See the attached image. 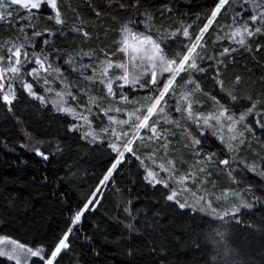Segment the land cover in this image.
I'll list each match as a JSON object with an SVG mask.
<instances>
[{
  "label": "snow or ice",
  "instance_id": "obj_1",
  "mask_svg": "<svg viewBox=\"0 0 264 264\" xmlns=\"http://www.w3.org/2000/svg\"><path fill=\"white\" fill-rule=\"evenodd\" d=\"M84 10L91 19L69 0H0V111L22 132L18 147L66 165L83 148L106 160L58 230L29 241L0 228V264H64L77 252L75 264H98L99 236L128 264L142 251L128 241L141 235L147 255L162 257L167 246L157 245L131 198L113 199L122 192L116 178L132 166L164 190L169 207L200 221L188 241L196 253L211 251L215 260L205 255L204 264H237L232 226L245 223L264 237V215L240 218L264 209V0H208L191 21L176 14V0L155 10L150 0H85ZM237 57L261 71H237ZM25 103L53 114L62 134L25 127L17 116ZM0 150L16 147L2 138ZM74 176L68 165L52 182ZM49 182L33 176L28 186ZM20 183L0 178L5 211L20 210L23 198L7 191ZM49 195L59 199L55 189ZM110 202L115 234L98 228L81 240L78 226ZM152 226L159 227L155 218Z\"/></svg>",
  "mask_w": 264,
  "mask_h": 264
},
{
  "label": "trees",
  "instance_id": "obj_2",
  "mask_svg": "<svg viewBox=\"0 0 264 264\" xmlns=\"http://www.w3.org/2000/svg\"><path fill=\"white\" fill-rule=\"evenodd\" d=\"M73 6L81 9V14L85 19H91L90 14L84 10L85 0H69ZM153 10L163 7L164 0H150ZM208 0H176L177 15L185 21L195 20L198 13L204 10ZM56 43L60 47H66L70 41L65 42L57 39ZM245 65L253 71L259 72L260 68L253 66L252 62L245 57H237L236 70L241 71ZM17 116L24 122V126L35 133L46 135L55 139L58 130L62 134L63 129L59 127V122L55 120L53 114L46 109L32 107L30 104L18 106ZM7 138L8 142L16 147V152L0 150V178L16 176L21 178V183L10 186L8 192L15 198L22 197L23 202L19 211L11 208L4 210V202L0 199V228L11 233L14 237H22L29 241L40 239L50 235L53 231L63 226L64 220L68 217L69 209L75 207L79 198V189H86L98 175L106 160L100 152H90L87 148L78 149L79 155L68 159V165H73L75 176L67 183H53L58 177L64 176L68 170V165L63 159L56 157L50 161H43L32 153L18 147L23 142V135L15 125L14 120L3 119L0 111V139ZM67 159V158H65ZM27 161L25 165L23 162ZM71 175V173H70ZM49 177L48 186L36 184L28 186L32 177ZM118 187L122 190L113 197L117 203L131 198L135 210L138 212L140 222L146 219L148 231L157 245H166L164 255L149 257L148 248L145 247L147 237L141 235L129 240L128 243L138 247L142 251L136 256V264H204L205 255L210 260H215L211 251L196 253L189 247L188 236L195 221L191 218L193 213L189 210H181L177 206L169 207L163 200V189L159 186L153 189L145 184L135 166L126 169L125 172L116 178ZM79 186V188L77 187ZM55 189L56 196H50V192ZM131 189L129 192L128 190ZM8 212H12L11 215ZM109 213L115 215L112 203L105 204L98 212L88 215L79 225L78 235L81 240L85 235L93 236L100 230H107L110 235H114L116 228L110 227ZM184 213H187L185 215ZM264 215V209L256 210L253 213L242 212L241 219L250 223L253 219L259 220ZM159 223L155 230L152 226L153 219ZM209 226H205L206 230ZM210 227H219L221 231H228V227L222 221H212ZM233 241L234 258L237 264H264V237L259 233H253L245 227V223L233 225L231 228ZM98 241L103 244V252L98 258V264H128L123 255H118L112 243H104V237L99 236ZM213 247H215L213 245ZM170 250V251H169ZM122 251V250H120ZM79 252L69 253L64 264H75L78 260ZM0 260H3L0 258Z\"/></svg>",
  "mask_w": 264,
  "mask_h": 264
},
{
  "label": "rangeland",
  "instance_id": "obj_3",
  "mask_svg": "<svg viewBox=\"0 0 264 264\" xmlns=\"http://www.w3.org/2000/svg\"><path fill=\"white\" fill-rule=\"evenodd\" d=\"M2 259H4V258H2Z\"/></svg>",
  "mask_w": 264,
  "mask_h": 264
}]
</instances>
